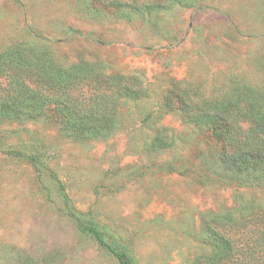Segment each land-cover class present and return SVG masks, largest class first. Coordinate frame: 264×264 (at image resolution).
I'll return each mask as SVG.
<instances>
[{"label":"rangeland","instance_id":"1","mask_svg":"<svg viewBox=\"0 0 264 264\" xmlns=\"http://www.w3.org/2000/svg\"><path fill=\"white\" fill-rule=\"evenodd\" d=\"M18 43L61 67L122 76L145 95L119 98L118 126L102 137L64 133L49 109L0 118V264H118L75 216L133 264H199L211 252L206 219L264 207V178L228 169L211 128L164 102L174 83L197 100L242 89L264 112V0L138 12L0 0V51Z\"/></svg>","mask_w":264,"mask_h":264},{"label":"trees","instance_id":"2","mask_svg":"<svg viewBox=\"0 0 264 264\" xmlns=\"http://www.w3.org/2000/svg\"><path fill=\"white\" fill-rule=\"evenodd\" d=\"M103 8L130 12L167 8L191 0H90ZM104 75L87 63L61 67L48 52L24 43L0 51V118L37 117L51 110L61 130L73 136L102 137L118 126L116 102L140 98L143 87ZM164 102L177 107L184 119L208 125L220 143L224 165L252 180L264 178V112L248 90L220 99H195L177 83ZM245 123V124H244ZM158 142L161 139H156ZM77 227L107 249L118 264H133L121 247L108 243L90 221L75 216ZM209 255L199 264H264V207L256 206L238 218L211 216L203 223ZM16 264V263H5Z\"/></svg>","mask_w":264,"mask_h":264}]
</instances>
